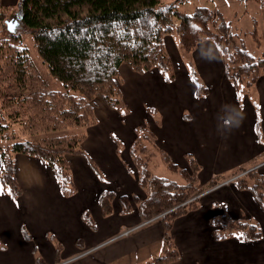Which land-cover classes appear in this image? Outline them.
Returning <instances> with one entry per match:
<instances>
[{
  "label": "crops",
  "instance_id": "1",
  "mask_svg": "<svg viewBox=\"0 0 264 264\" xmlns=\"http://www.w3.org/2000/svg\"><path fill=\"white\" fill-rule=\"evenodd\" d=\"M17 2L0 0L7 7ZM256 4V11H264V6L252 0ZM164 43L173 65V81L165 82L156 69L138 74L120 67L121 101L129 112L122 117L113 112L115 116L100 135L98 126L94 125L95 131L91 126L94 140H89V132L83 152L103 179L92 182L87 194L77 182L83 175L96 176L84 156L67 157L76 193L64 197L50 167L25 154L13 155L14 177L22 192L12 200L0 187V264H140L159 254L161 221L141 222L134 204L130 213L120 214L118 202L121 195L145 197L130 171L128 154L134 128L141 124L173 163L187 168L185 156L193 158L199 168L197 181L203 182L200 188L216 176H227L222 184L198 195L195 209L173 220L170 234L178 259L170 264H264V211L249 191L238 189L228 177L240 167L264 169V71L240 94L226 79L223 55L212 42H199L188 54L189 61L182 58L173 36L165 37ZM259 47L254 55L264 52ZM188 62L198 83L206 88L200 97ZM103 190L115 193L112 213L107 216L97 203ZM85 210L94 222L93 230L80 218ZM221 216L254 222L260 239L214 237L211 220ZM57 243L59 252L55 251Z\"/></svg>",
  "mask_w": 264,
  "mask_h": 264
},
{
  "label": "trees",
  "instance_id": "2",
  "mask_svg": "<svg viewBox=\"0 0 264 264\" xmlns=\"http://www.w3.org/2000/svg\"><path fill=\"white\" fill-rule=\"evenodd\" d=\"M187 1L18 0L14 7L0 3V109H3L0 113L4 111L11 123L24 124L22 131L29 135L73 125L93 126L96 123V98L124 116L129 111L121 101L120 67L126 65L138 74L156 69L165 82L173 81V65L164 43V38L169 35H176L178 47L188 54L199 42H212L223 55L226 79L237 93H245L264 71V54H250L243 39L232 33L219 9L196 6L191 12L181 11L178 5ZM256 1L264 6V0ZM7 21L12 22L13 31L8 29ZM22 32L31 37L42 63L61 83L62 90H41L32 84L31 63L22 44ZM187 69L196 84V95H204L206 88L198 83L189 62ZM1 123L0 120V138L7 139L6 126ZM80 134L14 141L8 148L0 147V187L3 192L12 200L22 192L14 177L12 157L15 154L34 157L50 167L64 197L76 193L65 158L68 153L83 155L94 175L102 180L97 166L81 150L85 134ZM134 135L128 148L133 167L130 171L145 197L119 196L120 214L130 213L134 204L141 222L158 218L163 227L159 254L140 264H170L178 259L170 234L173 220L195 209L196 196L215 187L227 176H216L219 180L212 179L206 188L196 192L199 168L192 157L185 156L187 168L179 167L159 149L146 125L136 126ZM156 157L169 172L177 175L180 182L153 174L150 162ZM228 177L233 178L231 182L238 189L249 191L264 211L263 176L256 170L240 167ZM114 198V191L100 192L98 205L103 216L112 213ZM80 218L91 230L95 228L89 211H83ZM211 224L216 238L236 237L251 241L261 237L260 229L250 220L234 221L221 216L212 219ZM21 229L24 238L28 239L25 228ZM55 249L56 252L60 249L58 243Z\"/></svg>",
  "mask_w": 264,
  "mask_h": 264
},
{
  "label": "rangeland",
  "instance_id": "3",
  "mask_svg": "<svg viewBox=\"0 0 264 264\" xmlns=\"http://www.w3.org/2000/svg\"><path fill=\"white\" fill-rule=\"evenodd\" d=\"M161 1L166 3V2H169L170 0H161ZM196 6H207L213 10L219 9L224 21L228 23L232 33L234 32L237 33L238 38L243 39L245 48L250 54H253V56H258V55H254L256 53L255 51L256 46H260L259 47V49L261 50L260 52L264 51L263 45H261L262 43L264 44V11L262 10L256 11L255 8H257L256 7L257 4L255 6L252 5V0H245V1H241V0H188L184 4L178 5V8L181 11L191 12L194 10ZM169 36H173V38L175 39L177 43L176 35H169ZM22 44L27 49V53L30 59L31 67H30L29 73H30V80H33L32 84L41 90H62L63 88H62L61 83L56 78L50 75L45 63H42L41 58L38 56L31 37L26 32H22ZM180 51H181L182 58L189 61L188 53H185L182 50ZM171 54L173 55V53ZM262 54H264V52H262ZM174 61L177 62L176 56H174ZM122 66H126V65H122ZM9 93L11 92L9 91ZM95 101L97 104V109L95 110V113H94L95 119H96V123L94 125L98 126L97 131L99 130L98 134L100 135L103 129H107L108 127L107 121L110 119V117L115 116L112 113L117 112V111L110 108L100 98H96ZM0 107H1V104H0ZM0 110H3V109H0ZM3 112L4 111H1L0 113V120L2 122L1 124H3L4 122V126H6L4 134L8 138L7 139L0 138V147L8 148L14 141H16L17 143V142L24 141V140H35L41 137H49V136L55 137V136L66 135V134H70L72 137H75L76 135L80 136L81 135L80 133L85 134L83 142H87V139L89 137V132H90L89 140L90 141L94 140L93 132L91 131L92 128L91 126H88L89 124L88 125L84 124L83 126L73 125L72 127H66L63 129L55 130V131L47 130V131L38 133L36 135H29V133L22 131V126L24 124H21L20 122L11 123L4 116ZM100 112H104V113L101 115ZM94 125L92 127L94 128V131H95ZM83 149L84 148L81 147L82 151ZM68 156L72 157V156H83V155H80V154L69 155L68 153L65 156V158H67ZM150 164H151L150 168L154 175L162 176V177L171 179L173 181L180 182L177 175H174L171 172H169V170L166 169L160 163V159L158 157L153 158ZM130 168L133 169L132 165L130 166ZM256 172L258 175L263 176L261 172H264V169H261L258 171L256 170ZM71 177H72V174H71ZM214 179L219 180V178L217 179L216 177L213 178V180ZM200 180L197 181L195 185L196 192L199 191L200 189H204L207 187V185H205L204 187L200 188L201 187L200 184L203 183L202 179ZM92 182L94 183L101 182V180L98 179L97 177H92L91 174H89L88 177L83 175L82 179L79 180L77 183L78 185L85 186L81 189H86L85 194H87V192L92 190V185L94 184ZM97 203H98V198H97Z\"/></svg>",
  "mask_w": 264,
  "mask_h": 264
},
{
  "label": "water",
  "instance_id": "4",
  "mask_svg": "<svg viewBox=\"0 0 264 264\" xmlns=\"http://www.w3.org/2000/svg\"><path fill=\"white\" fill-rule=\"evenodd\" d=\"M6 24H7L8 29H9L10 31H12L13 29L11 28V22L9 21V22H7Z\"/></svg>",
  "mask_w": 264,
  "mask_h": 264
},
{
  "label": "built area",
  "instance_id": "5",
  "mask_svg": "<svg viewBox=\"0 0 264 264\" xmlns=\"http://www.w3.org/2000/svg\"><path fill=\"white\" fill-rule=\"evenodd\" d=\"M127 234H128V232H124V233H123V235H127Z\"/></svg>",
  "mask_w": 264,
  "mask_h": 264
}]
</instances>
